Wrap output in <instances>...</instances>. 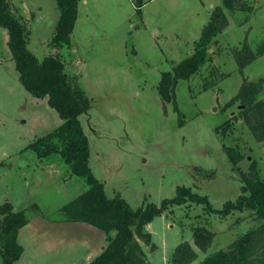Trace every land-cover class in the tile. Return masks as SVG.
<instances>
[{
    "label": "rangeland",
    "instance_id": "374dc122",
    "mask_svg": "<svg viewBox=\"0 0 264 264\" xmlns=\"http://www.w3.org/2000/svg\"><path fill=\"white\" fill-rule=\"evenodd\" d=\"M7 1L29 33L28 50L39 61L54 53L48 42L60 16L56 0ZM136 3L79 0L71 46L58 51L66 75L91 101L80 117L91 172L108 198L120 197L133 209L160 207L186 187L220 210L240 195L241 175L250 173L251 162L264 179V146L241 120L224 136L215 132L238 115V105L223 108L243 78L264 79V56L242 76L231 53L244 41L255 53L264 44V0L249 1L252 12L224 10L229 24L210 48V62L176 85V110L159 93L162 76L191 56L222 0H142L141 8ZM61 124L47 98L32 97L18 81L8 34L0 28V205L7 202L30 218L18 232L23 253L15 264H86V256L104 244L103 231L83 223L43 224L56 222L62 207L88 190L58 155L39 159L29 148ZM223 146L243 154L235 167ZM254 223L248 212L220 218L202 205L174 206L147 227L157 247L151 264H170L177 245L192 243L194 227L214 234L207 253L197 252L202 260L225 250Z\"/></svg>",
    "mask_w": 264,
    "mask_h": 264
},
{
    "label": "trees",
    "instance_id": "16d2710c",
    "mask_svg": "<svg viewBox=\"0 0 264 264\" xmlns=\"http://www.w3.org/2000/svg\"><path fill=\"white\" fill-rule=\"evenodd\" d=\"M141 8L142 0H136ZM251 0H222V6L212 8L210 18L199 39L194 42L190 57L176 64L171 73H165L159 84L161 97L177 103L174 98L179 80H189L211 60L209 50L217 37L227 28L225 9L231 13L252 12ZM79 0H56L59 21L48 46L54 53L42 61L28 50L27 29L11 11L7 0H0V28L8 34V48L24 90L36 99L47 98L48 105L58 114L62 124L52 132L35 140L29 148L39 158L58 155L69 167L72 175L83 179L88 190L62 207L58 222H79L95 227L105 234V247L88 264H151L150 255L157 247L147 230L154 218L169 212L174 206L202 205L209 214L227 218L235 212H248L254 226L238 236L225 250L214 252L198 260L199 253H207L214 234L205 226L192 229V243L177 245L169 258L170 264H264V179L260 178L251 162L250 173L241 175V193L235 201L226 202L216 210L206 196L194 193L191 188L178 187L176 196L162 201L160 207L147 204L133 209L120 197L108 198L104 185L97 180L89 167V143L80 117L86 115L91 101L78 84L65 73V63L58 51L71 46V36L77 20ZM57 51V53H56ZM238 71L264 56V44L255 53L244 41L240 48L231 51ZM264 89V79L250 82L243 78L238 92L225 105L227 110L241 107L238 115L229 118L215 132L224 136L234 120H241L253 139L264 146V101L259 97ZM232 167L243 159V154L232 147L223 146ZM30 218L25 211L14 212L9 203L0 205V260L2 264H15L23 253L17 236ZM150 249V253L146 251Z\"/></svg>",
    "mask_w": 264,
    "mask_h": 264
},
{
    "label": "crops",
    "instance_id": "0c3cea01",
    "mask_svg": "<svg viewBox=\"0 0 264 264\" xmlns=\"http://www.w3.org/2000/svg\"><path fill=\"white\" fill-rule=\"evenodd\" d=\"M251 1H252V0H251ZM263 90H264V89H263ZM262 93H263V95H264V91H262ZM262 93H261V94H262ZM261 100L264 101V99H261ZM40 221L43 222L42 219H41ZM43 224H46V225H53V226H54V224L61 225V224H65V223H64V222H58V221H56V222H54V223H43ZM104 237H105V234H104ZM104 247H105V238H104V244H102L99 253H97V254L89 253V254L86 256V258H85L86 264L90 263V262H91V261L97 256V255H99V254L102 252V250L104 249ZM152 256H153V255H152ZM151 258H152V257H150V261H151ZM76 262H77V261H76ZM78 264H82V263L80 262V263H78Z\"/></svg>",
    "mask_w": 264,
    "mask_h": 264
},
{
    "label": "water",
    "instance_id": "95a60500",
    "mask_svg": "<svg viewBox=\"0 0 264 264\" xmlns=\"http://www.w3.org/2000/svg\"><path fill=\"white\" fill-rule=\"evenodd\" d=\"M210 51V50H209ZM238 109L240 110L241 109V107H238Z\"/></svg>",
    "mask_w": 264,
    "mask_h": 264
}]
</instances>
